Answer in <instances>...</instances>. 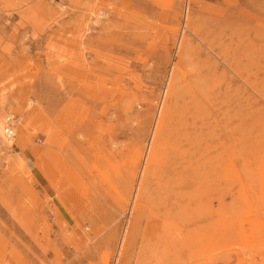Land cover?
I'll return each mask as SVG.
<instances>
[{"label": "rangeland", "instance_id": "rangeland-1", "mask_svg": "<svg viewBox=\"0 0 264 264\" xmlns=\"http://www.w3.org/2000/svg\"><path fill=\"white\" fill-rule=\"evenodd\" d=\"M0 264H264V0H0Z\"/></svg>", "mask_w": 264, "mask_h": 264}, {"label": "built area", "instance_id": "built-area-1", "mask_svg": "<svg viewBox=\"0 0 264 264\" xmlns=\"http://www.w3.org/2000/svg\"><path fill=\"white\" fill-rule=\"evenodd\" d=\"M14 117H8L6 122L7 125L4 128V137L7 142H11L15 137V126L13 124Z\"/></svg>", "mask_w": 264, "mask_h": 264}, {"label": "bare ground", "instance_id": "bare-ground-1", "mask_svg": "<svg viewBox=\"0 0 264 264\" xmlns=\"http://www.w3.org/2000/svg\"><path fill=\"white\" fill-rule=\"evenodd\" d=\"M7 120V119H6Z\"/></svg>", "mask_w": 264, "mask_h": 264}]
</instances>
